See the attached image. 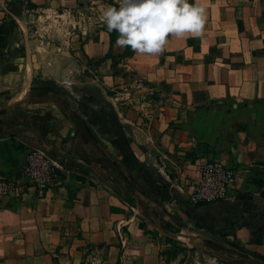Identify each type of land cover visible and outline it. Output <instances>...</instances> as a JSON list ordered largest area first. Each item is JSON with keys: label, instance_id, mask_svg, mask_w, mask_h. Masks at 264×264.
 <instances>
[{"label": "crops", "instance_id": "crops-1", "mask_svg": "<svg viewBox=\"0 0 264 264\" xmlns=\"http://www.w3.org/2000/svg\"><path fill=\"white\" fill-rule=\"evenodd\" d=\"M48 1L50 12L76 6ZM189 3L204 8L201 35L169 36L157 55L119 47V34L110 45L105 29L63 50L28 40L20 53L18 13L0 11V175H17L33 148L68 172L43 198L25 186L0 198V264H82L89 247L110 252L103 264H160L152 232L171 233L169 219H190L205 240L264 262V0ZM86 70L93 76L75 74ZM34 78L59 86L104 151L151 188L144 202L162 203L159 224L126 204L98 163L99 180L82 169L72 122L53 95L30 93ZM211 161L235 167L237 181L226 200L195 207L199 166Z\"/></svg>", "mask_w": 264, "mask_h": 264}, {"label": "rangeland", "instance_id": "rangeland-1", "mask_svg": "<svg viewBox=\"0 0 264 264\" xmlns=\"http://www.w3.org/2000/svg\"><path fill=\"white\" fill-rule=\"evenodd\" d=\"M33 1L39 4L34 5L32 0H0V11L15 10V12L18 13L17 17L20 21L18 22L16 20V22L15 19H12L11 23L16 22V26L19 28L21 27V24L23 26V28H21V32L25 34V41L23 42V45H20L18 48L20 53L26 52V49L28 48L27 41L34 39L50 42L54 49L57 47L61 50H63L66 46L68 39H72L73 36L75 37V43L79 40L78 38H80V42L82 43L88 35L96 30H107L105 23L101 20L102 11L108 5L118 6V0H74L76 1V6L71 9L70 13L69 8L59 2L55 3L53 6L54 9L50 12L48 6L51 4L49 1ZM93 65L95 64L93 63ZM78 73L80 78L82 76L83 78L93 76V73L87 72V70L83 73L81 71L75 72L76 75ZM92 92L94 97H96L94 91ZM76 111L84 119L81 111ZM88 126L90 127L89 124ZM90 129L92 130L91 127ZM92 132L96 136L97 140L88 138V136L85 139L82 136H79L77 150L80 152V155L88 156L95 160L102 157V152L105 150V146L101 142V139L98 138L94 130H92ZM83 163L84 166H82V169L93 173L92 176L94 180H99L100 175L98 171H95L90 167L92 162L87 163L83 161ZM75 167H77V169H81V166L79 165L75 164ZM109 176L113 182L115 180L114 174L110 172ZM77 177H80L81 179L84 178L83 175H77ZM89 182L92 181L89 180ZM133 187L136 189V185H133ZM143 187L146 191H148V193L151 190V188H149V190L144 185ZM118 191L122 194L125 193L122 188ZM135 194L137 195L136 192ZM138 194L139 196H137L147 208L145 213L151 217V220H155L159 224L160 220L163 219L162 211L160 210V205L162 203L156 201L157 204H153L147 201L148 205H151V208L144 202L145 199L143 194L140 192ZM190 196L191 194L189 195V198ZM189 198L188 202H190ZM212 203L215 202L194 203V206L201 207ZM169 226L175 232H152L160 264H253L248 261L237 262L234 259L227 258V253L225 251H219L224 252V255H222L216 253V250L213 247V249H208L204 245L205 239L203 237L206 236L203 233L204 230L197 227V225L190 221V219H187L186 222L181 224L169 219L168 227ZM162 229L164 228L162 227ZM207 240L216 242L212 239ZM219 244L222 245L224 249L237 251L243 255H247L245 252L232 250L221 243ZM57 254L60 256V252L57 251ZM108 254H110V252L107 249L89 247L84 254L82 264H103V260ZM254 261L257 262L256 260ZM54 264H59L57 256L54 257ZM256 264H264V262H257Z\"/></svg>", "mask_w": 264, "mask_h": 264}, {"label": "clouds", "instance_id": "clouds-1", "mask_svg": "<svg viewBox=\"0 0 264 264\" xmlns=\"http://www.w3.org/2000/svg\"><path fill=\"white\" fill-rule=\"evenodd\" d=\"M109 32H117L116 44L139 54L163 52L169 36L201 35L204 8L189 0H118L101 15Z\"/></svg>", "mask_w": 264, "mask_h": 264}, {"label": "built area", "instance_id": "built-area-1", "mask_svg": "<svg viewBox=\"0 0 264 264\" xmlns=\"http://www.w3.org/2000/svg\"><path fill=\"white\" fill-rule=\"evenodd\" d=\"M199 179L194 184L189 203L219 202L227 199L228 189L237 181L238 171L218 161L199 166ZM68 172L41 148L31 149L17 175H0V198L10 197L21 186L31 189L37 198L64 183Z\"/></svg>", "mask_w": 264, "mask_h": 264}, {"label": "trees", "instance_id": "trees-1", "mask_svg": "<svg viewBox=\"0 0 264 264\" xmlns=\"http://www.w3.org/2000/svg\"><path fill=\"white\" fill-rule=\"evenodd\" d=\"M118 33L115 31L110 32V45L113 44L115 36ZM129 49V48H128ZM127 49V50H128ZM111 53L109 52L103 59L100 61H103L105 58H110ZM100 61H95L93 62L95 65L99 64ZM30 93L32 94H37L38 96H46V95H53L55 98V102L58 103L62 111L66 114L67 118L72 122L74 129L76 131V136H82L84 139L91 138L93 140H97L96 136L86 123V121L77 113L75 109H73L72 105L68 101V99L65 97L64 92L62 89L57 86L53 81L50 80H42L39 78H34L32 81V87ZM76 155L78 158L81 160L87 162V163H93L96 162L98 163L101 168L107 173L110 174L113 173L115 176V180L113 181V189L115 193L128 205L134 206L136 204H139L141 208L144 211V214H146V207L142 203V201L139 199V197L135 194L136 191H139L145 196H149L148 192L144 189L143 186L139 185L136 183V180L125 170L123 169L117 161H115L110 155H108L105 151L102 152V157L97 158V159H92L91 157L88 156H83L80 155L79 151L76 150ZM133 185H136V189H134ZM122 188L124 189V194L119 192L118 190ZM147 215V214H146ZM167 228H166V227ZM164 230L168 232H175L168 227V223L162 226ZM177 232V231H176ZM204 245L208 249H215L216 253L222 254L224 252H219V251H225L227 253V258L234 259L237 262H244L248 261L250 263L256 264L257 262L253 261L250 259L248 255H243L242 253H239L237 251H231L224 249L222 245H220L217 242H213L211 240H204ZM213 247V248H212ZM119 264V262L117 263Z\"/></svg>", "mask_w": 264, "mask_h": 264}]
</instances>
